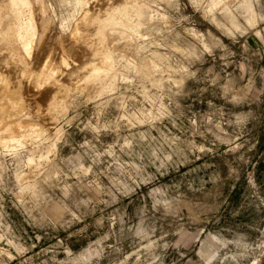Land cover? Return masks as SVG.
I'll use <instances>...</instances> for the list:
<instances>
[{
  "label": "rangeland",
  "instance_id": "374dc122",
  "mask_svg": "<svg viewBox=\"0 0 264 264\" xmlns=\"http://www.w3.org/2000/svg\"><path fill=\"white\" fill-rule=\"evenodd\" d=\"M122 1L8 7L0 264H264V0H130L84 51Z\"/></svg>",
  "mask_w": 264,
  "mask_h": 264
},
{
  "label": "bare ground",
  "instance_id": "6f19581e",
  "mask_svg": "<svg viewBox=\"0 0 264 264\" xmlns=\"http://www.w3.org/2000/svg\"><path fill=\"white\" fill-rule=\"evenodd\" d=\"M19 0H6V3L5 4H1L0 5V32L1 31H4V32H6V33H12L13 32V27H11L10 26V22H9V6H14L15 4H17V2H18ZM22 2L24 3V4H26L29 8H30V12H31V16H30V22L28 23V24H31L32 26H33V28H35L36 30H37V27H36V22H34L35 21V15H34V8H32V2H31V0H22ZM123 3H119V5H114V4H116V3H114V4H112V5H110L109 4V6L105 9V10H100L99 9V11L97 10V11H93V12H86L85 14H84V16L82 17V19L79 21V23H78V25H77V28L75 29V33H78L79 32V27L78 26H82V28H84V31H85V34L83 35V36H80L81 38V43H83L84 45H83V47H84V51H89L91 54H93V55H98V51L100 50H98V45L95 43V36H96V34H97V32H98V25H97V20L99 19H102L103 18V16H105L106 14H109V15H111V14H113V15H120V13H121V10H122V7L127 3V2H130V0H125V1H122ZM38 3V2H37ZM131 3V2H130ZM107 6V5H106ZM25 15V14H24ZM46 15V14H45ZM39 16H41V15H39ZM45 16H43V18H44ZM40 18V17H39ZM41 19V18H40ZM47 20V19H46ZM104 20V19H103ZM48 21V20H47ZM50 22V21H49ZM47 24V23H46ZM14 25V24H13ZM23 26V25H22ZM39 26V25H38ZM16 28V27H15ZM40 28V27H39ZM45 28V27H44ZM42 29V28H41ZM41 29H39V30H41ZM35 30V31H36ZM45 32H46V28H45ZM47 32H48V30H47ZM31 33H33V32H31ZM74 33V32H73ZM21 34V33H20ZM44 34V33H43ZM43 36H45V34L43 35ZM20 38H21V36H20ZM34 38H35V36L29 41V42H27L26 44H25V46H24V48H23V52L28 56V58H26L24 61H23V63H20L18 66L19 67H21V69H20V71H19V76L21 77V78H24V79H26V84L28 85V84H30L31 82V80H33V79H35V75H34V71H33V69L31 68V66L33 65H35V64H37V57H38V55H37V53H35L34 52V50H33V47H32V44L34 43H32V41H34ZM8 39V38H7ZM79 44V43H78ZM82 47V48H83ZM19 48H20V46H19ZM3 49H7L8 51H9V49L12 51L13 49H11L10 47H9V44L7 43V42H4L3 40H1L0 39V52H1V50L2 51H4ZM104 49V48H103ZM19 50V49H18ZM17 50V51H18ZM106 50V49H105ZM10 52V51H9ZM16 53V52H15ZM22 53V52H21ZM1 55V54H0ZM2 55H3V53H2ZM8 55V54H7ZM22 55V54H21ZM91 56V55H90ZM2 57V56H1ZM26 57V56H25ZM3 58H5L4 56H3ZM3 58H2V60L1 61H3ZM9 58V57H8ZM12 58V57H11ZM13 58H15L14 60H15V62L14 63H16V64H18L19 63V60L16 58V57H13ZM93 58H95L94 56H93ZM7 59V58H6ZM10 59V58H9ZM9 59H8V62H9ZM11 61V60H10ZM48 61V60H47ZM46 61V62H47ZM93 61V60H92ZM8 62H6V63H8ZM45 62V63H46ZM103 62H104V60H103ZM10 63H13V62H9V65H10ZM61 64L62 65H67L68 64V60H67V58H65V57H62V59H61ZM2 65H4V64H2ZM47 65V64H46ZM45 65V66H46ZM61 65V66H62ZM70 65V64H69ZM106 65V64H105ZM11 66V65H10ZM14 66V65H13ZM12 66V67H13ZM60 66V67H61ZM4 67V66H3ZM47 67V66H46ZM60 67H59V69H60ZM89 67V66H88ZM96 67H97V65H96ZM106 67V66H105ZM109 67V66H108ZM48 68V67H47ZM62 68V67H61ZM93 68V67H92ZM99 68H100V66H99ZM12 69V68H11ZM41 69H43V67L41 68ZM58 69V68H57ZM94 69V68H93ZM92 69V70H93ZM13 70H15V69H13ZM36 70V69H35ZM48 70V69H47ZM51 70H52V68H51ZM86 70V69H85ZM84 70V71H85ZM8 71V70H7ZM39 71V70H38ZM50 71V70H49ZM53 71V70H52ZM52 71H50V72H52ZM4 72V71H3ZM15 72H16V70H15ZM54 72V71H53ZM56 73H57V71H55ZM2 73V72H1ZM7 73V72H6ZM9 73V72H8ZM11 73V72H10ZM17 74H18V72H16ZM56 73H54V75H57ZM4 74V73H3ZM3 74H0V112H1V114H4L6 117L7 116H11V115H9L10 114V111L12 110V109H14V110H18L19 109V107L21 106V103H22V101H25V99L22 97V95L20 96V95H18L17 96V93L20 91H14V90H12L13 88V86H12V84L14 85V83H12L13 81L12 80H15V79H13L12 78V80H11V77H9L10 75L8 74V76H5V74L3 75ZM62 74H63V72H62ZM37 75H38V73H37ZM64 75V74H63ZM47 76H49V75H47ZM13 77V76H12ZM92 77L93 76H89L88 78V80L90 81H92ZM39 78H40V81H42V82H45L47 79V77L45 76V75H43V71H40V76H39ZM23 79V80H24ZM17 80V79H16ZM52 82H54V83H56L55 85H57V84H59V86H61L60 87V89H61V91H63V85L64 84H60V82L61 83H63L62 82V80L60 79V77H54V78H52ZM25 81V80H24ZM17 82V81H16ZM20 82V81H19ZM19 82L17 83V85L19 86ZM34 82V81H33ZM52 83H50V85H51ZM33 85V84H32ZM35 85H33V87H34ZM49 86V85H48ZM47 86V87H48ZM90 86V85H89ZM92 86V85H91ZM58 87V86H57ZM22 88V87H21ZM67 89V88H66ZM35 90L37 91V90H40V89H37V88H35ZM38 92V91H37ZM37 92H35V93H37ZM21 93V92H20ZM19 93V94H20ZM24 94V93H23ZM35 95V94H34ZM41 95V94H40ZM59 96H60V94H58ZM65 95V94H64ZM20 96V97H19ZM61 97V96H60ZM39 98V97H38ZM22 99H24V100H22ZM26 100H30V101H37L36 100V97H34V96H32V95H29V96H27L26 97ZM23 104V103H22ZM2 116V115H1ZM6 117H4V119L6 118ZM6 120H8V117L6 118ZM3 123V122H2ZM17 123V122H16ZM11 124V123H10ZM10 124H9V126H10ZM14 125V124H13ZM8 126V127H9ZM19 126V128L22 126L21 125V123H19V124H17V126L16 127H18ZM13 127V126H12ZM16 127H14L15 128V130H16ZM11 128V127H10ZM9 129V128H8ZM12 129V128H11ZM18 129V128H17ZM0 130H1V128H0ZM20 130V129H19ZM6 143V142H5Z\"/></svg>",
  "mask_w": 264,
  "mask_h": 264
}]
</instances>
